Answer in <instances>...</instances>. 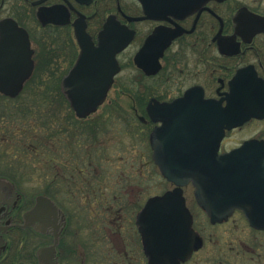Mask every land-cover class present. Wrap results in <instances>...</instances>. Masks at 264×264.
<instances>
[{"label":"flooded vegetation","instance_id":"obj_1","mask_svg":"<svg viewBox=\"0 0 264 264\" xmlns=\"http://www.w3.org/2000/svg\"><path fill=\"white\" fill-rule=\"evenodd\" d=\"M143 14L138 0H0V37L3 38L0 68L19 70L27 64L25 58L31 60V75L23 83L26 87L31 83L35 85L34 71L41 57H46L44 68L55 71L61 68L60 62L65 57V73L57 80L60 87L62 77L73 67L80 53L76 31L85 29L97 45L98 34L111 17L114 24L133 31L128 45L116 54L121 70V58L129 56L133 44L137 43L131 56L134 65L133 57L146 37L155 35L157 38L149 47L148 70L153 69L156 60L159 68L148 73V116L145 110L146 119L140 118L149 124L151 157V133L162 124L151 118L162 110L156 103L167 104L163 114L186 117L183 125L193 126L195 133L187 147L203 151L216 144L208 117L211 106L206 103L214 100L226 105L231 81L237 74H240L238 83L242 87L247 86L248 78L264 80V0H148L151 16L132 19ZM170 33L175 34L174 37L157 55L162 45L161 35ZM192 87L203 90V97L198 100L203 104L179 105V98ZM173 88L177 91L170 92ZM192 119L193 122L188 121ZM254 121L263 122L264 118L252 117L234 128L224 126L218 152L230 151L251 139L264 142L263 134L249 133L238 138L244 127ZM192 140L194 145H191ZM4 172L0 170V264H89L95 259L97 254L81 236V226L70 225L67 210L54 196L44 192L25 193L19 189L21 183ZM40 195L52 200L58 211L46 208L44 215L31 212ZM193 228L199 234L194 217ZM124 260L126 264H135L132 256Z\"/></svg>","mask_w":264,"mask_h":264},{"label":"rangeland","instance_id":"obj_2","mask_svg":"<svg viewBox=\"0 0 264 264\" xmlns=\"http://www.w3.org/2000/svg\"><path fill=\"white\" fill-rule=\"evenodd\" d=\"M136 44L131 46L128 57L121 58L122 70L105 101L87 118L70 113L64 102L67 100L58 92L57 88L61 90L57 80L67 67L65 57L58 71L44 68L46 57H41L34 71L35 85H26L16 98L0 94L1 172L13 174L22 184L18 185L21 191L30 194L47 191L64 206L70 225L81 226V236L97 254L89 264H126L124 258L129 256L135 264H146L135 217L147 197L171 188L152 160L149 124L140 120L146 115L148 76L131 61ZM43 95L49 98L43 100ZM49 99L53 100L50 105L53 109L43 105ZM24 107L27 113H17V108ZM47 111L54 114L49 116ZM55 114L72 118V124L97 122L95 138L92 142L89 136L87 142L91 145L84 148L91 152V146L102 145L99 157L87 155L83 146H73L77 159L67 160L65 147L70 139L65 135L56 137L58 122L51 119L54 126H49L48 120ZM249 133L264 135V121L250 122L238 138ZM52 134L53 139L48 140ZM184 195L195 228L204 240L203 247L185 264H264V233L249 227L241 212H235L226 222L211 224L196 203L192 186L184 188Z\"/></svg>","mask_w":264,"mask_h":264},{"label":"water","instance_id":"obj_3","mask_svg":"<svg viewBox=\"0 0 264 264\" xmlns=\"http://www.w3.org/2000/svg\"><path fill=\"white\" fill-rule=\"evenodd\" d=\"M139 1L144 15L132 19L151 16L148 14V0ZM174 35H161L162 45L157 55ZM76 36L80 53L73 67L62 78L60 88L75 115L85 118L94 113L106 99L114 75L120 71L116 54L128 45L133 31L114 24L110 17L98 34L97 45L83 28L76 31ZM156 39L155 35L147 36L133 58L135 65L147 75L159 68L156 60L152 64L153 69L148 70L149 47ZM2 40L1 36L0 43ZM25 59L27 64L19 70L0 68L1 93L14 97L21 91L24 80L32 70V61ZM239 77L240 74H237L231 81L225 106L214 100L206 103L211 106L208 117L212 137L216 135V144L203 151L187 147L188 140L195 133L193 126L183 125L186 117L163 114L167 104L156 103V107L162 110L156 115L152 114L151 118L162 121V124L151 133L152 158L162 176L172 182L174 187L147 198L136 215L135 223L148 264H179L202 245V239L192 228V215L182 192V186L188 183L194 186L195 199L212 223L222 222L235 209H241L251 226L264 230L263 142L249 141L230 152H217L224 126H238L251 116L264 117V80L248 78L247 86L242 87L238 83ZM202 97L203 90L192 87L185 90L178 104L193 107L203 104L198 101ZM146 110L148 113V104ZM188 121L193 122V119ZM191 145H194L193 140ZM37 202L31 212L44 215L46 208L58 211L54 202L44 195L38 196ZM40 202L46 205H39Z\"/></svg>","mask_w":264,"mask_h":264},{"label":"trees","instance_id":"obj_4","mask_svg":"<svg viewBox=\"0 0 264 264\" xmlns=\"http://www.w3.org/2000/svg\"><path fill=\"white\" fill-rule=\"evenodd\" d=\"M57 89H58L59 94L62 95V93L59 91V88H57ZM145 89H147V88H145ZM62 97H63V95L61 96V98ZM48 98L49 97H47L46 95H43V97H42L43 100H46ZM52 101H53L52 99H49V100L45 101L47 103H43V102H41V103H43V105L46 106V109L47 108L53 109L50 106L51 103H53ZM64 102H66L67 105H69L67 101H64ZM22 105H23V103H22ZM39 107H41V106H39ZM41 109L42 108H40L39 111H41ZM20 111L22 112V114H25V113L28 112L26 110V107L20 108V109L17 108V113L20 112ZM52 111H54V110H52ZM46 113H48L49 116L54 114V112H50V111H47ZM70 113H73V111L71 110ZM15 115L16 114H14V116ZM51 119L54 120V121H56V122H58L56 124L55 132H54V134L56 135V137L57 138H60L61 135H65L68 140L70 139V143H69L68 146H66L67 145V142L66 141L64 143V146H66L65 149H67V152H68V158H67V160L71 159L72 161H75L77 159V157H75V155H74V153L72 151V147L73 146H77L78 148H80L81 146H83L82 149H83L84 152L87 153V155H89V154H96L99 157V150H101V146L102 145H99V147H96L95 145L94 146H91V152H87L88 147H85L84 148V145H91V144H88V142H87V139L89 138V136L92 137V142H93V139L95 138V136L93 134L95 133V131H96L97 127H98L97 122L87 123L86 125L79 124V123L72 124V123H70V120H72V118L65 119V118H60V117H58L56 115L55 117L53 116V117L49 118V120H48L49 121L50 128L54 126L53 124L51 125ZM42 125L44 126V123ZM45 126H47L46 123H45ZM44 127L41 128L42 129V135H45V129H44ZM89 134H91V135H89ZM51 136H53V134L52 135H49L47 139L48 140L53 139ZM8 173H9L8 177H10V178L11 177H14L13 174H11L10 172H8ZM44 193L50 194L47 191H45Z\"/></svg>","mask_w":264,"mask_h":264}]
</instances>
